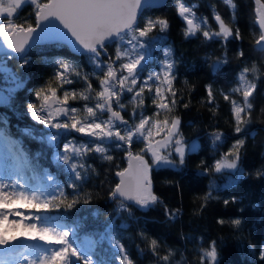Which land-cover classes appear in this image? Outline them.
Returning <instances> with one entry per match:
<instances>
[{
  "label": "trees",
  "instance_id": "16d2710c",
  "mask_svg": "<svg viewBox=\"0 0 264 264\" xmlns=\"http://www.w3.org/2000/svg\"><path fill=\"white\" fill-rule=\"evenodd\" d=\"M182 2L186 5H197L194 9L197 17H206L207 27L213 31L219 30L214 15L220 14L234 32L239 29L242 39L230 37L226 42L222 39L205 40L202 33L185 38L183 30L187 25L177 13V0H167L160 9H144L138 19L140 27L148 19L168 21V29L164 33L159 31V25L150 33L151 36L163 39L152 50L154 59L146 65L140 78H145L148 71L157 69L163 59V49L170 48L175 75L172 83L177 103L173 112H162L160 116H154L158 111L152 102L154 90L149 92L145 88L143 107L130 103L131 94L125 93L122 103L126 107L120 110L121 114L130 124L137 123L141 115L161 121L166 117H179V131L183 141L196 139L199 144L198 151L188 153L180 168L150 169L152 191L163 203L151 205L147 209L131 206V216L122 210L118 211L119 203L110 198V192L117 183L116 171L126 167V146H109L112 161L104 160L96 152L88 153L83 162L91 167L87 168L86 173L81 169L86 174V179L76 181L79 187L74 192L73 189L65 187L72 174L51 162L53 149L40 141V125H35L27 112V105L37 102L38 90L44 89L47 93L50 88L55 89L59 100H63L65 91H75L77 97L68 99V107L82 109L86 103L95 104V99L85 101L79 96L87 88V83L81 78L84 75L88 76V82L93 89L98 91L100 87L99 80L93 74L94 66L89 55L75 57L65 46L51 45L29 49L25 57L29 61L27 64H24L23 59L14 56L7 59L6 69L20 78L23 85L9 96L8 104L0 106V127L6 129L10 140L18 142L27 155L34 169L28 173L37 177L33 185L39 183L47 189L42 176L50 175L62 186V190L69 196V202L74 197L80 201L70 210L66 209V204H60L57 208V202H53V208L43 214L57 215L59 222L66 227H75L82 236H88L91 240H99L106 225L113 224L117 238L128 250L134 264H162L148 250L151 239L158 241L160 255H165L169 250L173 252L172 264H200V249L207 248L213 240L217 241L221 264H264L259 259V250L264 246V176L257 177V172L264 170V52L255 47V38L259 34L254 19L255 0H233L234 9L223 0ZM261 4H264V0H261ZM16 23L24 24L25 27L31 24L34 27V7L28 5L19 10ZM115 46L110 44L105 50L106 56L101 55L100 59H114ZM240 51H243V57L238 56ZM58 58L70 62L81 73V77L72 74L69 77L73 82L64 84L56 80L55 73L58 69L55 60ZM218 59H226L227 63L213 72L209 66ZM253 63L260 70V76L256 80L257 87L251 98V122L243 125L244 132L236 134L232 106L229 101L224 100L223 94L242 101V95L233 93L231 89L238 84L237 74L241 69L245 66L251 67ZM208 86H211L214 96L211 103ZM91 95L95 97V92ZM168 99L171 100L172 97L169 95ZM185 104L188 107H184ZM106 117L108 118L107 112L103 113L102 118ZM26 128L32 130L31 136L24 134L23 130ZM214 133H222L223 140L214 143ZM75 138L77 143L87 142L79 136L75 135ZM238 138L245 140L244 147L240 150V169L244 176L234 184L225 186L228 177H235L236 174L204 173L203 170L211 169ZM143 149L144 145L140 141L133 143L131 151L134 154L139 153L145 161H150ZM212 184L216 186L211 189L213 198L205 201L204 197ZM233 197L235 203H231ZM85 198L88 203H84ZM225 200L230 201L229 205L225 206ZM165 208L180 211L174 219H169ZM235 218L242 221L239 228H234L230 223ZM219 220H224L225 224L221 225ZM140 233H144L146 238L141 237ZM101 256L112 264H119V257L111 249L107 239L94 249L93 258L100 259Z\"/></svg>",
  "mask_w": 264,
  "mask_h": 264
},
{
  "label": "snow or ice",
  "instance_id": "6c2138e0",
  "mask_svg": "<svg viewBox=\"0 0 264 264\" xmlns=\"http://www.w3.org/2000/svg\"><path fill=\"white\" fill-rule=\"evenodd\" d=\"M143 2L147 3L148 0H143ZM223 2L230 8H235L233 0H223ZM256 3L260 5V8H264L261 0H256ZM28 5L34 7L35 27L31 24L25 27L24 24L16 23L18 11ZM141 6L142 0H47V2H43V0H0V37H3L4 44L8 49L21 56L24 64L29 62L24 57L26 45L32 39L33 33L42 23L52 20L59 21V24L71 34L75 44L79 46L76 51L83 50L89 54V60L94 66L93 74L99 80L98 91L93 89L92 84L88 82L87 75L81 77V73L65 60H56L59 70L55 73V79L64 84L73 82L69 78L72 74L83 78L87 83V88L79 93V96L85 101L95 99L94 105L86 103L82 109L67 106L57 107L55 111L66 116L67 120L53 123L54 117L50 110V101L56 98V90L50 88L49 95L45 93L44 89H40L36 92L37 99L41 100L40 107L38 108L35 103H29L27 112L32 120L44 124L46 127L65 132L75 131L91 138L80 145L68 141L64 144L63 154H57L55 157L58 163L62 161L70 170L72 176L65 187L73 189L74 192L79 187L76 181H84L86 170L91 167L82 162L84 156L90 152H96L104 160L112 161L113 157L109 154V146L114 144L117 148H123L127 145L129 165L126 169L116 171L115 175L119 177V182L111 190L110 198L119 203L118 211L127 212L130 216L132 214L131 205H126L122 201H131L141 209L163 203L152 191L148 163L139 153L134 154L131 151L134 141L142 139L145 142L147 150L152 154L153 164L170 166L174 164L168 155H162L160 152L161 148H168L171 145H174L181 164L184 163L186 155L185 143L179 131V117L173 116L170 119L166 117L160 121L141 115L138 123L130 124L121 115L120 110L126 107L122 103L125 92L133 94L130 103L142 108L145 88L149 92H152L154 88L155 95L152 102L158 111L153 115L157 117L162 111L173 112L177 103L172 83L175 75L173 73L174 61L170 58L172 55L170 48L163 49V59L160 61L159 71H148L147 77L140 83V77L146 65L154 59L152 50L163 39V37L151 36L150 33L157 25H159L161 33L168 29V21L159 18L148 19L144 22V26L140 27L138 25V10ZM196 7L197 5H186L182 0H177V13L187 25L183 30L185 38L202 33L205 40L222 39L226 42L230 37L242 39L239 29L234 32L218 13L214 15V19L219 30L213 31L207 27V18L197 17L194 11ZM233 18H235V14H233ZM256 23L259 25L260 31L255 38V47L257 50L264 51V12H260L259 9L257 10ZM50 28L57 38L66 39V36L55 25H50ZM110 44L116 45L115 58L109 57L107 61L100 59L102 52ZM238 56L243 57V51H240ZM118 61L119 64H117ZM226 63V59H218L209 67L213 72H216L221 65ZM259 76L260 70L255 63L251 67L245 66L237 74L238 84L231 89L233 93L242 95V101L232 99L229 94H223L224 100L229 101L232 106L236 134L244 132L243 125L251 122L253 108L251 98L256 90V80L259 79ZM93 92H95V97L91 95ZM169 95L172 97L171 100L168 99ZM70 97L75 99L77 93L65 91L63 100H57V103L66 105ZM208 97L211 103L214 100L211 86H208ZM0 103H3V97H0ZM184 107H188V105L185 104ZM46 111L47 115H44L43 113ZM105 112L108 113L106 120L102 118ZM133 115H135V108ZM161 124L167 128L166 135L163 142H157L156 147H153L149 142L153 136L152 128L155 127L159 132ZM120 125L124 127H120ZM23 132L25 135H32L31 129L26 128ZM213 138L214 143L222 141L223 134L214 133ZM41 139L44 138L41 137ZM47 141L54 144L57 141V135H49ZM0 143L5 149L7 159L11 162L10 167L0 173V264H20V260L26 261L27 264H81V262L82 264H112L104 256L94 259L91 251L85 253L74 246L68 237L76 231L75 227L52 226L48 223L49 217L37 214L51 210L54 206L53 202H57L55 204L57 208L60 204H66V209L70 210L80 201L74 197L69 202V196L62 189L59 190L58 195L55 193L45 195L40 190L30 188L25 182L24 173L32 172L34 169L19 143L10 140L4 127H0ZM244 144V139H236L229 151L223 154L211 169L205 168L203 172L224 173L227 170L236 174L235 177H228L225 186H230L238 179L243 178L244 173L240 169V150ZM198 149L199 144L195 141L189 146L190 152H196ZM133 161L136 163L134 164ZM81 169L85 170V173H82ZM261 176H264V170L257 172V177ZM47 179L54 180L50 175L47 176ZM214 187H216L214 184L210 185V191L204 197L205 201L213 198L211 189ZM88 202V199L85 198L84 203ZM235 202V197H233L231 203ZM229 203V200L224 201L225 206ZM32 209L35 211H31ZM179 211V209L172 211L165 208L169 219H174ZM9 217H19V219H9ZM218 223L223 225L225 221L219 220ZM230 223L234 228H239L242 221L235 218ZM121 227L125 226L121 225ZM140 235L146 238L144 233H140ZM105 239L110 242L111 249L118 255L119 264H134L128 250L117 238L111 223L106 225L99 240H91L90 248L94 250ZM24 241L33 243L29 245ZM41 244L49 247H41ZM54 245H59V247H51ZM159 247L156 239L149 240L148 250L157 257L158 262L172 264L173 252L169 250L165 255H160ZM200 253V264H221L217 241L213 240L207 248H201ZM259 259L264 261V246H261L259 250Z\"/></svg>",
  "mask_w": 264,
  "mask_h": 264
},
{
  "label": "rangeland",
  "instance_id": "374dc122",
  "mask_svg": "<svg viewBox=\"0 0 264 264\" xmlns=\"http://www.w3.org/2000/svg\"><path fill=\"white\" fill-rule=\"evenodd\" d=\"M218 29H219V26H218ZM2 38L3 37H0V41L2 40ZM11 57L12 56L0 57V78H1L0 79V92L3 93L2 95L4 97L8 98V102L6 101V104L9 103V98H10L9 96L12 95L17 89L21 88L22 85H23V83L21 82L20 78H17L13 73H11V71L6 69L7 59H9ZM58 59L64 60L63 58H58ZM58 59H56V60H58ZM56 60H55V64H56ZM56 66H57V69H58V65L57 64H56ZM158 66L159 67L157 69H153L151 71H159L160 63H159ZM143 79L144 78H142V79L140 78V83H142ZM153 90H154V88H153ZM125 93L128 94V92H125ZM47 94L50 95V92H47ZM129 94H131V97H132L133 94L132 93H129ZM154 95H155V90H154ZM56 99L59 100V98L57 96H56ZM129 99H131V98H129ZM1 104H3V103H0V106H5L6 105V104H4V105H1ZM35 104L39 108L40 105H41V100L38 99ZM64 106H66V105L57 103L54 108L50 109L52 111V115L54 117L53 123H55V122H65L67 120L66 116H63V115H61V114H59V113H57L55 111V109L57 107H64ZM43 114L47 115V111L44 112ZM30 118H31V116H30ZM103 119L106 120L107 117L103 118ZM153 120H156V119H153ZM32 121L35 123V125H40L39 126L40 127L39 133H40V135H42V137L44 135V137H43L44 139L42 140L41 137H40V141L45 142L46 145H48L50 148L53 149V156L51 158V162L54 165H56V166L64 167L65 171H67L68 173H71L70 170L67 169V166L62 163V161L59 162V163L56 161V159H55L56 155L57 154H63L64 144L67 143L68 141H72L76 145L83 144V143H77L75 135L79 136V137H81L83 139H86L87 141H89L91 138L87 137V136H84V135H82L80 133H77L75 131L65 132L64 130H56V129H53L51 127H46L44 124L37 123L34 120H32ZM160 128H161V131H159V132H157V129L155 127L152 128L153 136L150 138L149 142L153 145V147H156L157 142H163V138L166 135L167 128H165L163 124L160 125ZM52 134H56L57 135V141L54 144H50L47 141V137L49 135H52ZM140 141L144 145V149H143L144 153L146 154V156L150 160V161H146L148 163V165H149V171H150L151 168H163V167L175 168L176 169V168H180V166L182 165L179 162L180 161L179 156L176 154V152L174 150V145H171L168 148H161L160 149V152H161L162 155H168L169 158L171 160H173V162H174L173 165L170 166V165H163V164H153L152 163V161H153L152 154H151V152H149L147 150V146H146L145 142L142 139L134 141V142H140ZM193 141L198 143V141L196 139L191 140L190 142H184L185 143V151H186L185 157L187 156L188 153H191L189 151V146L191 145V143ZM59 146H60V148H59ZM125 146H127V145H125ZM84 157H83V161H84ZM10 164H11V162L6 157L5 149H4L3 145H2V143H0V171H2L1 173H3L6 170V168H9ZM225 172H228V171L225 170ZM47 176H49V175L42 176V177H44L45 182H46L47 187H48L47 189H45L43 186H40L39 183L33 185V182L36 181L35 180V178H37L36 176H33L34 177L33 178L32 175H30L28 172L24 173L25 182L28 184V186L30 188L40 190V191L44 192L45 195H48L50 193H55V194L58 195L59 194V190L62 189V186L60 184H58L56 181H54V180L53 181H49L47 179ZM19 210L20 211H26L25 209H19ZM37 214L49 217L50 219H49L48 223L50 225H52V226H56L58 228H65L66 227L63 223L58 221L57 215H45V214H43V212L37 213ZM9 219H19V217H9ZM37 223H39V222H37ZM66 228H70V227H66ZM71 228H73V227H71ZM68 239L73 242L74 246L80 248L82 252L88 253V252L91 251L92 254L94 253V250L90 248L91 239L88 238V236H82V234L77 229H76V231L74 233L69 235ZM24 243L30 245L33 242L24 241ZM40 246L41 247H49L48 245H43V244H41ZM51 247H59V245H54V246H51ZM22 262H23L22 264H27L26 261H22ZM81 264H82V262H81Z\"/></svg>",
  "mask_w": 264,
  "mask_h": 264
},
{
  "label": "water",
  "instance_id": "95a60500",
  "mask_svg": "<svg viewBox=\"0 0 264 264\" xmlns=\"http://www.w3.org/2000/svg\"><path fill=\"white\" fill-rule=\"evenodd\" d=\"M166 1L167 0H148L147 3H144L142 0V6L138 10V19H139L140 15L144 9H154V10L160 9L166 4ZM258 9L260 10V12H264V8H260V5L257 4L256 0H255V10H254L255 18L254 19H255V25L259 29V25L256 23L257 10ZM50 25H55L56 28H58L59 31L66 36V39L57 38L54 35V33L52 32ZM259 31H260V29H259ZM51 45L65 46L68 49L69 53L75 57H81V56L89 55L88 53L84 52L83 50H80L79 52L76 51V48H78L79 46L75 44L74 38L71 36V34L68 33L67 30L64 29L62 25L59 24V21L52 20L50 22L46 21V22L42 23L41 26L36 29V32L33 33L32 39L29 41V44L26 45L25 57L27 56L28 51L31 48L40 47V46H51ZM258 51H260V50H258ZM260 52H264V51H260ZM102 55L104 57L106 56L105 51L102 52ZM7 56H12V57L14 56V57H17L19 59H22L20 55L12 52L10 49L7 48V46L4 44V41L2 38V40L0 41V57H7ZM2 94L3 93L0 92V97H3V104H1V105H4V104H6V101L8 102V98L4 97ZM50 104H51V108H54L57 104V99L55 98L52 101H50ZM120 127H124V126L120 125ZM144 160H145V158H144ZM125 162H126V167H125V169H126V168H128V165H129V160H128L127 155L125 156ZM133 163L135 164L136 162L133 161ZM149 178H150V175H149ZM115 179L118 183L119 177H117L115 175ZM122 202L126 205H131L132 207H134L136 209H140L137 205H135L131 201H122Z\"/></svg>",
  "mask_w": 264,
  "mask_h": 264
},
{
  "label": "bare ground",
  "instance_id": "6f19581e",
  "mask_svg": "<svg viewBox=\"0 0 264 264\" xmlns=\"http://www.w3.org/2000/svg\"><path fill=\"white\" fill-rule=\"evenodd\" d=\"M2 171H0V173H1ZM23 260H20V264H22L23 262H22Z\"/></svg>",
  "mask_w": 264,
  "mask_h": 264
}]
</instances>
